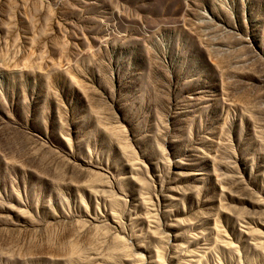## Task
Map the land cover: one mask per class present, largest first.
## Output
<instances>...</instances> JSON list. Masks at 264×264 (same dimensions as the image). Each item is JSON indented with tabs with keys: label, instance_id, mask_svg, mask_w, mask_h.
<instances>
[{
	"label": "rangeland",
	"instance_id": "374dc122",
	"mask_svg": "<svg viewBox=\"0 0 264 264\" xmlns=\"http://www.w3.org/2000/svg\"><path fill=\"white\" fill-rule=\"evenodd\" d=\"M0 264H264V0H0Z\"/></svg>",
	"mask_w": 264,
	"mask_h": 264
}]
</instances>
